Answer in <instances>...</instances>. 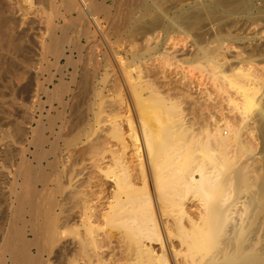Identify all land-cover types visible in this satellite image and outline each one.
<instances>
[{
    "label": "bare ground",
    "instance_id": "obj_1",
    "mask_svg": "<svg viewBox=\"0 0 264 264\" xmlns=\"http://www.w3.org/2000/svg\"><path fill=\"white\" fill-rule=\"evenodd\" d=\"M78 1L81 3V14L84 15L85 17H87L94 24L95 28L97 29V31L95 30L94 32L100 31V33L103 35V38L107 39L108 38L107 34L102 33V28H101V23H100L101 21H99L100 18H98L100 16L97 15V11L101 10L102 8L99 7L98 5H96V6L91 5L89 3V1H87V0H78ZM142 1L143 2L140 1L141 3L139 2L140 4H142L141 12L139 13L140 16H138L136 18V19H138V23H139L136 26L138 33L135 35L136 36V42L135 43L137 45H139L138 48H136V49H138V51L134 55L132 54L133 58H132V60H130L128 67L120 65L121 67L119 66V68H118V69L121 68L119 72L121 73V75L123 77V84H124L123 87L125 86L124 89L127 91V94L129 95L128 98L130 99V103H131L130 106L132 105V108H133L132 110L135 111L137 120H136L135 116H132L135 118L128 117V120H127L128 124L127 125H129V133H126L124 128H123L124 124L122 125V123L119 122V120H118L119 119V113H121V110L124 108L123 103L121 102V101H123V98H122V99H120L121 101H117V99H116L114 101L112 100V101H109L106 103L104 108H102V114L99 115V118L97 121V127L94 128V130L91 132V135H89V136L86 135V133H85L87 131L86 130L87 127H85V129H84V126H83V128L80 127L81 129H83V130H80L78 128V126H76V127L74 126L73 130H74V128H76V130H74V131H75V136L77 133V137H75L73 134L75 139L74 138H73V140L72 139L71 140L64 139L63 136L65 135L64 132L66 131L64 121H66V120L63 121V124L58 126L56 123V119L53 120L55 118V116L52 118V116L54 114L51 115L52 119L50 118L52 120L50 122V131H51V135L55 138L54 141L52 140L53 142L49 141L47 139V136H45V134H44V131L46 132V131H48V129L45 128V130H44L43 128H40V127L38 130L32 131L35 134L33 135V140L31 141L29 139V141H31V142H29L28 138H27L29 133H30L29 128H26V130L24 128V130L22 131V134L19 135L18 137H20V136L22 137V135L26 136V141L29 142V145H27L28 147L26 146L27 149L25 152H23L22 158H23V160L26 159V162H27L29 160V156H30L29 154H33L30 147H31V145L35 146L36 151L33 155H35L36 158L34 157L33 159L38 160V162H37L38 164H36V167H37V165H38V167L35 168V170H34L33 168L35 167V165H34V167L31 165H27L29 163L28 162L26 164V168H25L26 170H22V168L19 167V169H21V170L16 171V173L14 174L9 169L10 165H9V168H7L8 166L4 167V166H2L3 163H1L0 164V192L8 190L7 185L11 183L12 178L20 179V178H23V176H24V179L26 180V184L30 188V191L33 194V196L36 195V197H37L38 194L39 195L40 194L41 195L42 194H46V195L54 194L55 195V202H53L52 200H51V202H53V207L55 209V211L53 210L52 216L56 220V225H55L56 231L54 232L55 234H51L50 233V231H51L50 227L47 228V230H46V232L48 234H46L44 239H45V242L47 241V244H48L47 246L49 247V249H48L47 246L44 245V243L42 241L43 240L42 236L44 233H42V230H41V229H43V231H44L45 230L44 228L47 225L44 227L42 226L41 229H39L38 227L43 222H44L43 223V225H44L46 219L49 217H47V218L45 217L44 218L45 221H42V223L41 222L38 223L39 220L44 217V215L43 214L39 215L38 213H41V212H37L36 208L38 206L36 205L37 207H35V205H34L36 203L35 202L36 197L33 201L35 203H33L32 201H29V200H25L27 198V196L25 197V199H24V197L23 198L18 197L17 198V202H18L17 208L15 206H13V208L14 207L16 208L15 213L17 215V217H16L17 221L14 222L12 220L13 221L12 225L10 227L8 226L9 227L8 228L6 226V223L4 226H2L4 224V221H3L2 217L0 216V264H44L45 260H48V259H44L45 253L46 254L48 253L49 254L48 256L50 257L55 248H56V251H55L56 253L54 255L56 256L57 264H91V262L87 263L84 258H85V256L92 255L90 253V250L92 248H93V250H95L98 247V244H101L102 241L118 238V235L114 236L112 233L108 232L107 228H109V227L119 229V231H120L119 232V238H118L119 240H121V241L127 240L129 243H132V245L129 244V247H128V255L130 256L129 258H130V261L132 262V264H169L167 259L165 258L164 253H163V255L156 254V249L154 247V241H160L161 245L164 247V245L162 243V237L160 235V231L162 228L163 233L167 238L173 236V233L170 230L171 225L176 226L177 230L180 232V234H179L180 237L188 245L187 253L184 255L183 264H264V231H263V234L261 235V232L259 231L260 227H259V230H257L258 226L255 225L258 223V222L255 223L256 222L255 220L257 218L255 217V213H254L255 212L254 206H255V204H257L256 203V197H254L252 195V196H248V198L246 200H244L245 197L243 196L244 195V193H243L244 188L250 186V185L247 186V181H246V177H247L246 173L247 172L245 170L247 168H243V170L246 173L241 169L242 167L240 168V170H238L236 172V181L237 182L234 186V189L236 191V198L234 199V202H231V204H230V201H229L230 198H228L225 195V193H223V190H224L225 186L229 187L232 184L229 185V183L227 182L228 181L227 179L226 180L220 179L222 172L227 170L226 169L227 166L230 167L232 165L230 163L231 161L227 159V156H228L227 147L229 146V138L220 133V137H218V134L215 135L216 139L212 144L206 143L207 145H205V146H208V147H204V145L202 146V142L197 143L198 142L197 141L198 135H197V133H195L196 131H194V130H197V128L196 129L192 128L193 124L190 126L189 123L192 122L190 119L195 116L193 114L197 111H201L200 110L201 106H200V109H199L198 105H197L198 109L197 108L195 109L196 106H194L195 112H193L194 110H192V108L191 109L188 108V107H190L189 105H191V104L186 102L189 104L188 105L185 103V101H183L185 103L184 105H188L187 110L185 111L184 110L185 106H182L183 102L180 105V103H178V102H180V100L176 96H175L176 101L178 99L179 100L178 102L175 101V98L171 99L172 98L171 95L173 94L172 92H177V93H179V96H180V94H182L185 97H186V94L188 95V93H189L188 90H187V92L186 91L184 92V89H181V87H180V89H178L179 85L178 84L174 85L173 80H171V81H173L172 84H168V87L172 86L171 88L168 89L167 87H165L167 85V82H169L171 78L168 79L169 81H167L165 83V85L163 86L165 88L164 89L162 88L163 90L161 91V89H160L162 87L161 80L164 78L163 80L165 82L167 80V78L165 76H163V74L165 73L164 70H160V72L163 71V74H162V72H161L162 75L160 74L163 77H160L159 76L160 72L158 71V69H168V71H166V72H169V68H173L174 66H177V64H179L180 61L178 59H180V58L177 57L178 58L177 59L175 57L176 55H174V54H176V53H173V55H174L173 56L170 53V52H172L171 50H170V52L164 50V46L167 44L166 43L167 42L166 37L169 35L166 34V36H165V33L162 34L163 32L160 31V29L163 30V28H164L163 23L165 20L163 17H165L166 14L163 13L164 16H161L159 14L158 15L154 14L155 16L151 17L153 12H154L153 10L156 8L155 3H153L154 5H152V4H149L147 2H144L145 0H142ZM218 1H220L221 4H225L226 7H228V5L232 6L233 3L238 4V6L236 8L232 7V9L230 11L231 12L230 14L234 15L233 18L235 17V15L240 14L241 10L239 11V6L243 5L245 7V5L249 2V0H218ZM158 3H160V2H158ZM160 6H161V3H160ZM200 6H202V4L199 5V7ZM173 7H174V5H173ZM204 7H200V9L198 7L197 8L199 10L203 11V10H205ZM77 8H79V7H77ZM224 8L222 9V11L225 10ZM240 8H243V7H240ZM181 10L183 11L184 8H182ZM199 10H198V12L200 13L201 11H199ZM216 10H218V9H216ZM246 10H247V8H246ZM258 10H259V8H258ZM159 11H160V9H159ZM171 11H172V9H171ZM162 12H163V10H162ZM195 12H197V11H195ZM213 12H216V11H213ZM169 13H170V11H169ZM179 13L181 14V12H179ZM190 13H191V11L189 12V14ZM201 13H203V12H201ZM209 13L210 12H208L207 15ZM218 13L219 12H217V14ZM187 14H188V11H187ZM242 14L243 15L245 14L244 11L241 13V15ZM195 15L198 16V13H195ZM215 15H216V13H215ZM185 16H186V14H185ZM202 16H203V14H202ZM208 16H210V15H208ZM172 17H174V16H172ZM178 17H180V16H178ZM192 17L193 16H191V18ZM205 17H207V16H205ZM214 17H212V18H214ZM216 17H218V16L216 15ZM256 17L260 21L264 20V6H262L261 9L258 11V15ZM186 18H187V16H186ZM193 19H196L195 16ZM9 21L10 20L5 21V22H7V24H9L13 20L10 22ZM210 21H212V19ZM217 21H219V20H217ZM237 21H239V20H237ZM195 22L196 21H194V23H192V25H190V26L193 27V24H195ZM207 22H209V20H207ZM133 23H135V22H133ZM211 23H213V22H211ZM168 24L169 23H167V25ZM175 24H177V23H175ZM181 24L183 25V23H181ZM187 24H189V23H186V25ZM13 25H14V23H13ZM58 25H61V24H58ZM167 25H166V27H167ZM184 25H185V23H184ZM198 25L200 26V24H198ZM8 26L10 27V26H12V24L8 25ZM34 26H32V27L35 28ZM173 27L174 26L172 25V28ZM5 28H7V27H5ZM50 28H55V26L51 25ZM170 28H168L167 31H169ZM184 28H186V27H184ZM221 28H218V29H221ZM11 30H13V29L11 28L10 31ZM202 30H204V29H202ZM91 31H90V33H91ZM171 31H169V33ZM198 33H199V31H198ZM34 34H33V36H34ZM118 34H120V33H118ZM108 36H110V34ZM202 38H203V36H202ZM93 39H96V38L93 37L91 39V41ZM117 39L118 40L116 42H122L124 40V37H120V39L119 38H117ZM169 39L171 40L173 38H169ZM29 41H31V40H29ZM98 41H99V39H98ZM197 41H198V39H197ZM105 42H106V40H105ZM132 42H133V40H132ZM127 43H129V42H127ZM214 43H215V41H214ZM133 44H134V42H133ZM194 44L197 45L198 43L195 42ZM42 45H44V44H42ZM129 45H131V44L129 43ZM195 45H194V47H195ZM57 46H58L57 42H54V44H52V47H51V50L53 51L55 56H57V57L65 56V52L63 50H61V51L58 50L56 48ZM63 46H64V44H63ZM114 46H116V44ZM134 46H136V45H134ZM167 47L169 48L168 45H167ZM41 49H42V47H41ZM165 49H167V48H165ZM192 49H194V48H192ZM210 49H211V46H210ZM212 49H214V48H212ZM109 50H112L113 54L115 55V58H114L115 62H117V65H119L120 62H118L119 60L116 58V54H117V52L115 51L116 49L114 47H112ZM126 50H128V49H126ZM198 50H200V48H198ZM205 50H207V49H205ZM205 50L203 53L206 52ZM190 51H192V50H190ZM214 51H216V50H214ZM208 52H207L206 56H203L204 55L203 53L199 54V55H200V57L201 56L205 57L206 60H208V59L211 60L210 57L208 58V56L210 55ZM130 53H131V51H130ZM132 53H133V51H132ZM181 53H183L182 49H181ZM109 54H111V53H109ZM113 54H112V56H113ZM220 55H222V54H220ZM187 56L189 57V55H187ZM197 57L198 56L196 55V59H197ZM71 58H72V56H71ZM184 58H186V57L184 56ZM184 58H183V61L185 60ZM202 58H199V59L201 60ZM110 59H112V57ZM199 59L197 61H199V63H200ZM55 60H56V58H55ZM212 60H211V62H209V61L207 62L210 64L207 65L208 67L206 68L205 71L210 73V75H212L213 77L216 78L219 74L222 75L223 70L221 67L223 65L220 67V65L222 63L219 64L218 59H217L218 63H217V61H215V59H212ZM185 62L187 63V60ZM188 63H191L189 61V59H188ZM204 63H205V61H204ZM135 65H137L138 67H136ZM133 66L136 67V69L134 68L136 71H137V68L139 71V74L137 73V75H139V76L136 75L137 79L132 74L135 72V70H134V72L129 71L131 68H133ZM184 67L185 66H183V68ZM202 68H200V69H202ZM113 69H114V66H113ZM116 69H117V66H116ZM262 70H264V69H262ZM131 71H133V69ZM129 72L131 74H128ZM176 72H177V70H176ZM184 72H183V79L186 80V78H187V80L191 81L188 78V76H186L187 75L186 73H185L186 75L184 78ZM233 72L234 73L231 72V74L225 75L224 77L227 79V83L229 82V86L231 85L241 95V97H242L241 101L242 102H241V104L238 105L239 106L238 111H240L242 113V115H244V114L246 115L250 112V110L252 108L258 106V103L256 100V95L258 93V89L256 87H253V85H252L255 77L253 76V74L251 72H244L241 68L235 69V71H233ZM116 74H118V73H116ZM72 75H73V73H72ZM113 75H114V73H113ZM132 75L134 76L135 81L133 80ZM179 76H181V75L179 74ZM159 77L161 78V80H160L161 83H159V84H161L160 85L161 87L159 86L160 91L163 94H164V92H167L168 90L170 92L172 91L170 95H169V91L167 93H165L166 95H169L170 97H165L166 95L162 94L164 96L163 97V96H161V92L158 91V89H157L158 84L155 85L156 84L155 81L157 79H159ZM107 78H110V76ZM120 78H121V76H120ZM174 79H176L175 76H174ZM178 79H180V77L177 78V80ZM107 81H110V80H107ZM171 81H170V83H171ZM176 81H175V83H176ZM180 81L182 82V80H180ZM59 82H60V80H59ZM118 82H119V80H118ZM121 82H122V80H121ZM192 83H193L192 87H194L195 86L194 82H192ZM52 84H53V82H52ZM67 84H68L67 86L70 85L69 82H67ZM103 84H105V86H106L105 82ZM112 84H115V83L113 82ZM197 84H198V82H197ZM65 85H66V83H65ZM65 85H62V84L59 85L58 84L57 86L54 87L55 88L54 91L51 89L52 93H50L49 91H45L44 93L46 94V97L48 99L46 101H48V102L50 101L52 103L51 99H55V100L57 99L59 106H63V107L68 106V103H69L68 100H70V99L64 101L63 98H65V97L60 96V95H62L63 92H64V94L68 95L67 89H64L66 87ZM43 86H45V85L43 84ZM111 86H112V88H115V87H113V85H111ZM111 86H109V87H111ZM114 86L118 87V84H116ZM119 86H121V85H119ZM184 86L185 85H182V88H184ZM190 86H191V84H190ZM190 86L186 85L185 89L187 87H190ZM47 87H49V86H47ZM198 87H199V85H198ZM31 88H33V87H31ZM166 88L168 89L167 91H165ZM219 88H222V87H219ZM115 89L118 91L117 88H115ZM119 89L121 90V87ZM187 89H189V88H187ZM95 90H97V89H95ZM120 90H119V92H120ZM220 90H223V88ZM32 91H34V90L32 89ZM32 91L30 90L31 93H33ZM65 91L67 93H65ZM107 91H109V90L107 89ZM115 91L113 92V94L111 93L110 95H115L114 94V93H116ZM34 92L36 94H38L37 90ZM121 92H123V91H121ZM121 92H120V94H122ZM191 92H192V90H191ZM31 93H29V94L31 95ZM41 95H43V94H41ZM102 95H103V92H102ZM110 95H109V97H110ZM182 95H181V97H179L180 99H183ZM193 95H191L189 93L188 96L190 97ZM197 95H198V93H197ZM188 96L186 98L189 99ZM98 97H99V95H98ZM185 97H184V99H185ZM32 98L33 97H31V100H32ZM68 98H70V96ZM128 98L126 96L127 101H128ZM201 98L203 99V97H201ZM33 99H35V96ZM74 99L75 98L73 97L72 100H74ZM188 99H187V101H188ZM195 99L194 100L191 99V101L189 99V102L194 101L195 105H196V103L199 101V100L197 101V99H199V98L197 97L196 101H195ZM32 101L36 102L35 100H32ZM46 101L44 103H46ZM200 101H202V100H200ZM204 101L205 100H203L202 102H204ZM64 102H67L66 103L67 105ZM72 102H74V101H72ZM98 102H99V100H98ZM149 102H150V104H149ZM125 104L127 105V107H130V106H128L127 103H125ZM27 105L29 106V104H27ZM34 105H35V103H34ZM70 105H71V103H70ZM99 105H101L100 107H102L104 105V103L103 104L100 103ZM31 107L33 108V106H31ZM34 107H36V106H34ZM205 107H206V105L203 106V108H205ZM73 108H75V107H73ZM91 108H93V107H91ZM203 108H202V110H204ZM57 109H55V110H57ZM107 110H109V111H107ZM160 110H163V111H160ZM188 110H190V111L192 110L191 112H193V113H191L189 111L191 113L190 116L193 115L191 118H189L190 116L186 115V113L188 114ZM49 111H50V109H49ZM65 111H66V109H65ZM26 112H27L26 114L29 115L27 110H26ZM40 112H42V110ZM59 112L60 111L58 110L57 111L58 116L56 115V117H58L59 118L58 120L61 121L62 116L60 118L59 114H61V113H59ZM73 112H74V110H73ZM30 113L32 114L31 111H30ZM63 113L65 114L64 110H63ZM105 113L107 115L103 116ZM73 114H75V113H73ZM73 114H72V116H73ZM200 114H201V112L197 116H195L194 119L196 120V117H198V116L200 117ZM48 115L49 114H47V117H48ZM258 115H259L258 117L260 118V121H261V125H260L261 129L260 130H262L263 133L261 131L260 132L264 136V109L259 108L258 109ZM40 116H41V120H42V117L44 115L40 114ZM126 116L127 115H125V117ZM32 117H33V115H32ZM34 117H35V115H34ZM34 117H33V119H34ZM64 117H65V115H64ZM187 117L190 120L189 123L187 121ZM199 117H198V120L201 121V118L199 119ZM86 118H88V117H86ZM81 119H83V118L81 117ZM84 119H85V117H84ZM120 119H121V117H120ZM134 119L136 120V122L134 121ZM212 119L215 123L214 128L219 130L221 128L219 125L220 123L217 120H215L213 117L210 119V121H208V119H207L206 123L208 121L207 124L213 125V123H212L213 121L211 122ZM31 120L29 119L28 122L30 121V123H31ZM68 120H70V118ZM94 120H95V118H94ZM35 121H37V120H35ZM84 121H81V122H84ZM137 122L139 123L138 127H136ZM193 122H194V120H193ZM239 122H241V121H239ZM30 123H29V126H30ZM38 123H39V120H38ZM43 123L41 121V126H44L46 124L45 123L44 125H42ZM68 123L70 124V121ZM72 123H73V125L75 124L73 121H72ZM85 123H86V121H85ZM85 123H82V124L84 125ZM91 123L93 124V122H91ZM199 123H201V122H199ZM206 123L205 124L203 123V125H200V124L199 125L202 128V126L206 125ZM70 125L72 126V124H70ZM224 125H225V128L227 130L231 129L233 126V125H231V122H229L227 120L224 121ZM71 126H69L70 132H71ZM194 126H197L196 121H195ZM209 126L210 125H208V126L206 125L207 128H203V129H206V131H209V134H210V130H211L212 126H210V127ZM89 128H90V125H89ZM57 129H58V131H57ZM77 129L80 131L76 132ZM156 129H158V130H156ZM239 129H240V127H239ZM19 130H22V129L20 128ZM30 130H32V129H30ZM71 133H73V132H71ZM19 134H20V131H19ZM227 134H228V132H227ZM71 136L72 135H70L69 137L71 138ZM263 136H262V138H263ZM12 140H14V139H12ZM19 141L20 140H18V142ZM62 142H63V144H62ZM114 142H116L117 144H115ZM10 143H8V142H6V144L0 143V156L1 155H4L5 157L10 156V154L12 153V148L14 146V144H10ZM48 143L50 144L49 145L50 149L46 150L44 148V146ZM16 144H18V143H16ZM198 145H199V147L201 146L200 148H202L201 149V153L203 154L202 159L200 158L199 155H197L200 152ZM240 147H242V145ZM243 147H244L243 150H245V145H243ZM218 148H221V150H219ZM224 150H226V151L223 152ZM25 153H26V155H25ZM98 156H101V157L98 158ZM61 157H63L62 159H64V161L61 159ZM61 160H62V162H61ZM30 161H32V159ZM64 162H67V164L70 163L69 167H68V165H65ZM61 163H63V164H61ZM226 163H227V165H226ZM22 164H23V162H22ZM30 164H31V162H30ZM12 165L14 166V164H12ZM19 166H20V164H19ZM97 178L102 181L100 190H97L98 192L94 191L95 189H97L95 187H94L95 189L93 190L94 181ZM99 181H98V184L101 183ZM22 182H21V184H23ZM16 184H17V182H16ZM95 184H96V182H95ZM17 186H18V184H17ZM20 187H21V185H20ZM96 187L99 188V186H97V185H96ZM14 188H12V189H14ZM27 190H28V188H27ZM20 191H22V190H20ZM23 191H26V190H23ZM23 191H22V193H23ZM17 193H15V194H17ZM190 195H193L195 198L196 197L202 198V203H203L202 206L205 209L204 210L205 215H207V216L213 215L214 216V218H212L213 220H211V218H208L206 223L210 228L219 227L218 231H216V233L217 232L218 233L219 232H226L225 231L226 222L229 219L234 220L235 223L232 226V230L227 233L228 237L224 241H222L221 243H217V242H213L211 239L210 240L207 239V236H209L210 233L205 232V229L202 227V224L200 223V219L202 220V219H204V217L203 216L201 218L199 217V219L196 220V218L191 214L190 208L187 205V199ZM33 198L34 197H32V199ZM47 198H48V196H47ZM45 199H46V197H45ZM41 200H40V202H41ZM13 201H16V200L14 199ZM43 203H45V201L42 202V204ZM37 204H39V203L37 202ZM214 204L217 205L216 208H214ZM40 208H42V207H40ZM250 209L252 210L251 212H250ZM10 210H11V213H13L12 209H10ZM43 213H46V212L44 211ZM174 213L176 215H173ZM245 215H248V217H245ZM46 216H48V215H46ZM52 216H51V219L53 218ZM54 218L52 219L51 222L54 221ZM246 218H247V220H246ZM51 219H48L47 221H50ZM48 223H50V222H48ZM254 226H257V227L255 228ZM40 227H41V225H40ZM29 232H31L33 234V239H31V240L29 239V237H30L28 235ZM212 234H214V233L212 232ZM54 235H55V237H54V244H53L54 248H53V247H50V243H51V238ZM101 235H103V236H101ZM34 250H36V252ZM178 252H179V254L181 253V251L172 252L173 256H174V253L177 254ZM48 262H49V260H48ZM97 264H101V260H98ZM173 264H182V262H179L178 260H176L174 258Z\"/></svg>",
    "mask_w": 264,
    "mask_h": 264
},
{
    "label": "rangeland",
    "instance_id": "obj_2",
    "mask_svg": "<svg viewBox=\"0 0 264 264\" xmlns=\"http://www.w3.org/2000/svg\"><path fill=\"white\" fill-rule=\"evenodd\" d=\"M87 1H89V3L91 5H95V6L98 5L99 7L102 8L101 10L97 11V15L100 16V17H98V16L97 17L100 18L99 21H101L100 23H101L102 33L107 34V37H108L107 39L103 38V35L100 33V31L94 32L95 30L97 31V29L95 28L94 24L87 17H85L84 15L81 14V3L78 0H0V113H1L0 114V143L6 144V142L10 143L12 141L10 144H14V146L12 148V153L10 154V156H8V157H5L4 155L0 156V164L3 163L2 166H4V167L8 166L7 168H9V165H10L9 169L14 174L16 173V171L21 170V169H19V167L22 168V170H26L25 168H26V164L28 162L29 163L27 165H31L33 167L35 165V167L33 168L34 170H35V168L38 167V165L36 167V164H38L37 163L38 160L35 159L36 160L35 161L33 159L35 157V155H33V154L36 151L35 146L31 145L30 149L32 150L33 154H29L30 156H29V160L27 162H26V159L23 160L22 154H23V152L26 151V149L28 147L27 145H29V142H31L33 140V135L35 133L32 131L38 130L39 127L43 128L44 130H45V128H47L48 131H46V132L44 131L45 136H47V139L49 141H51V142L54 141L55 138L51 135V131H50V122L52 121L51 119L54 116H55V118L53 120L56 119V123L58 126L63 124L64 120L67 121V122L64 121L65 130H66L65 131L66 133L64 132V134L66 136L63 134L64 135L63 137L66 140H71V139L73 140V138L75 139V137H77V133L75 136V131H74V130H76V128H74V130H73L74 126L75 127L78 126V128L80 130H83V129H81V128H83V126H84V129H85V127H87L86 128L87 131L85 133L88 136L91 135V132L94 130V128L97 127V121H98L99 115L102 114V108H104V106L106 105L107 102L112 101V100L114 101L117 99V101H121L120 99L123 98L124 102L123 101H121V102L123 103L124 108L121 110V113H119V119L118 120H119V122L122 123V125L124 124L123 128H124L126 133H129V125H127L128 124L127 123L128 117H132V116L136 117L135 111L132 110L133 109L132 105L130 106L131 103H130V99L128 98L129 95L127 94V91L124 89L125 86L123 87V85H124L123 84V77H122L121 73L119 72L121 68L120 69H118V68L120 65L128 67L130 60H132V58H133V55L138 51V49H136V48H138L139 45H137L135 43L136 42V36L135 35L138 33L136 26L139 23H138V19H136V18L138 16H140L139 13L141 12V7H142V4H140V3L143 1L142 0H87ZM144 2H147V3L152 4V5H154L153 3H155V6H156L155 9L156 10L155 9L153 10L154 12H153L151 17H154L155 15H158V14L161 16H164L163 13L166 14L165 17H163L165 20L163 23V27L165 29L164 28H163V30L160 29V31L163 32L162 34L165 33V36H166V34L169 35L166 37L167 38V42H166L167 44L164 46V50L169 51V52L171 50L172 52H170V53L172 55H173V53H176L174 55H176L175 56L176 58L177 57L180 58V59H178V58L177 59L180 61L179 64L181 63L180 65L177 64V66H174L173 68H169V72H166V71H168V69H158L159 72H160V70H164V72L166 74L165 73L163 74V71H161V72H162L163 76H165L167 78V80L165 82L163 80L164 78L161 80L160 77H163V76H161L162 74L160 72L159 73V76H160L159 79H157L155 81V83H156L155 85L158 84V88L157 87L156 88L158 89L159 92H161L165 87H167L169 89L172 86L168 87V84H172L174 81V85L175 84L179 85L178 89H180V87H181V89H184V92L185 91L187 92V90H188V92L191 95H193V94L195 95V96L193 95V96L189 97L188 96L189 93H188V95L186 94V97L188 96L190 101H191V99L192 100H194L195 98L197 99V97L199 98V99H197V101L198 100L199 101L200 100L206 101V102L205 101L204 102L198 101L197 102L198 104L196 103V105H195L194 101L189 102V99L186 98L184 95L180 94V96H179V93L171 91L174 94V95L172 94L173 96L171 95V97H172L171 99L175 98V101H176V97H177L180 100V102H178L179 101L178 99L176 102L180 103V105L182 104L183 101H185V103L188 102L191 105H189L188 103H186V104H188L190 106L188 108L189 109L192 108V110H194V106H196L195 109L196 108L198 109V107L200 109V106H201V109H200L201 111H197V110H196L197 112H195V110L193 111V112H195L193 114L195 116H197L201 112L200 117L198 116L199 119L201 118V121L198 120V117H196V120H195L194 119L195 116L193 118H191L193 116V115L190 116V114L193 113V112H191L192 110L191 111L188 110V114L186 113V115L190 116L189 118H191L190 120L192 122L194 120L193 123L192 122L189 123L190 120L187 117V121H188L189 125L191 126L193 124L192 128H195V129L197 128V130H194V131H196L195 133H197V135H198L197 136V141H198L197 143L202 142V146L204 145V147H208V146H205V145H207L206 143L212 144L216 139L215 135L218 134V137H220V133L229 138V146L227 147V153H228L227 159L231 161L230 163L232 165L230 167L227 166V168H226L227 170L222 172V175L223 174L224 175L223 176L221 175L220 179L221 180L227 179L228 180L227 182L229 183V185L230 184H232V185L229 187L225 186L223 193H225V195L228 198H230V200H229L230 204H231V202H234V199L236 198V191L234 189V186L237 182L236 181V172L238 170H240L241 167H242L241 168L242 170H243V168H247L245 170L247 173L244 170L243 171L247 174V177H246L247 186L248 185H250V186L244 188V192H243L244 195L243 196L245 197L244 200H246L248 198V196L253 195L254 197H256V203L257 204H255V206H254L255 207L254 213H255V217L257 218L255 220L256 221L255 223L258 222L255 225H257L258 227L257 226H254V227L255 228L257 227L258 228L257 230H259V227H260L259 231L261 232V235H262L263 231H264V226H263L264 225V145H263L264 144V140H263L264 136H263V134H261L262 130H260L261 129V127H260L261 121H260V118L258 117L259 116L258 115V109L259 108L264 109V70H262V69H264V20L260 21L259 19H257L256 16L258 15V11L261 9V7L264 6V0H249V2L245 5V7L243 5L239 6V11L241 10L240 14L235 15L234 18H233L234 15H231L230 11H231L232 7L236 8L238 6L237 3H233L232 6L228 5V7H226L225 4H221L220 1H218V0H183V1L182 0H147V1L145 0ZM158 2L161 3V6H160V3H158ZM201 4H202V6H200V7L205 6L204 7L205 10H203V11L199 10L200 9L199 5H201ZM173 5H174V7H173ZM77 7H79V8H77ZM240 7H243V8H240ZM158 8L160 9V11ZM182 8H184L183 11L181 10ZM223 8L225 10L222 11ZM246 8H247V10H246ZM258 8H259V10H258ZM171 9H172V11H171ZM197 9L203 13H201V12L199 13ZM216 9H218L219 11ZM162 10H163V12H162ZM169 11H170V13H169ZM187 11H188V14L190 11H191V13L188 15ZM195 11H197V12H195ZM213 11H216V12H213ZM243 11L245 14L241 15V13ZM179 12H181V14ZM208 12H210L208 14L210 16L207 15ZM217 12H219L218 13L219 15L217 14ZM195 13H198V16L195 15ZM215 13L218 17L219 16L220 17L219 18L216 17ZM185 14H186L187 18L185 16ZM202 14H203V16H202ZM172 16H174V17H172ZM178 16H180V17H178ZM191 16H193V17L191 18ZM194 16L196 19H193ZM205 16H207L208 18L210 17V18L208 19ZM212 17H214V18H212ZM215 18L219 21H217ZM211 19H212V21H210ZM8 20H10V21L13 20V21L11 23H9L10 22L9 21L8 22L9 24H7V22H5V21H8ZM207 20H209V22H207ZM237 20H239V21H237ZM194 21H196V22H195V24H193V27H191L190 25H192V23H194ZM133 22H135V23H133ZM211 22H213V23H211ZM13 23H14V25H13ZM167 23H169L170 25L169 24L167 25ZM175 23H177V24H175ZM181 23H183V25ZM184 23H185V25H184ZM186 23H189V24L186 25ZM11 24L13 27L8 26ZM58 24H61V25H58ZM165 24L167 25L168 28L171 27L169 31H171V30L172 31L170 33H169V31H167L168 28L166 27ZM198 24H200V26ZM51 25L55 26V28H50ZM172 25L174 26L173 28H172ZM32 26H34L35 28H33ZM5 27H7V28H5ZM8 27L10 29L12 28L13 30L10 31V29ZM184 27H186V28H184ZM218 28H221L222 30L218 29ZM202 29H204V30H202ZM90 31H91V33H90ZM198 31H199V33H198ZM118 33H120V34H118ZM33 34H34V36H33ZM109 34H110V36H108ZM119 36L124 37V40H123L124 42L123 41L122 42H116L118 40L117 38L120 39ZM202 36H203V38H202ZM91 37L92 38L94 37L96 39H93L91 41V39H92ZM168 37L173 38V39L170 40ZM98 39H99V41H98ZM131 39L133 40L134 44H133ZM197 39H198V41H197ZM29 40H31L32 42ZM105 40H106V42H105ZM214 41H215V43H214ZM54 42H57L58 46L56 48L58 50H60V51L63 50L65 52V56H61V57L55 56V54L51 50L52 44H54ZM127 42H129L131 45H129V43H127ZM195 42L198 43L197 44L198 46L194 44ZM42 44H44V45H42ZM63 44H64V46H63ZM115 44H116V46H114ZM134 45H136L137 47ZM167 45L169 46V48L167 47ZM194 45H195V47H194ZM111 46L116 49L115 50L117 52L116 58L119 60L118 62H120L119 65H117V62H115V59H114L115 55L113 54L112 50H109L112 48ZM210 46H211V49L212 48H214V49L211 50ZM41 47H42V49H41ZM165 48H167V49H165ZM192 48H194V49H192ZM198 48H200V50H198ZM126 49H128V50H126ZM181 49H182L183 53H181ZM205 49H207V50H205ZM190 50H192V51H190ZM204 50L206 51L205 53H203ZM214 50H216V51H214ZM130 51H131V53H130ZM132 51H133V53H132ZM207 52L210 54V55L208 54L209 55L208 58L210 57L211 60L215 59V61H217V59H218L219 64L222 63L220 65V67L223 65L221 67L223 70V71L221 70L222 75L219 74L216 78L213 77L212 75H210V73L205 71L206 68L208 67L207 65L210 64V63H207L210 59L207 58L208 60H206V58L203 57V56H206ZM109 53H111V54H109ZM202 53L204 55L200 57L199 54H202ZM112 54H113V56H112ZM220 54H222V55H220ZM187 55H189L190 58ZM196 55L198 56L197 59H196ZM71 56H72V58H71ZM110 56L112 57V59H110L111 58ZM184 56L186 58H184ZM55 58H56V60H55ZM183 58L185 59L184 61H183ZM199 58H202L203 60L202 59L201 60L203 62ZM188 59L191 63H188ZM198 59L200 60V63H199V61H197ZM186 60H187V63L185 62ZM211 60L209 62H211ZM204 61H205V63H204ZM218 61H217V63H218ZM182 65L185 67L183 68ZM113 66H114V69H113ZM116 66H117V69H116ZM135 66L138 67L137 65H135ZM135 66H133V68H131L129 71L134 72V70L136 69ZM200 68H202V69H200ZM234 68L235 69L241 68L244 72H251L253 74V76L255 77L252 85H253V87H256L258 89V93L256 95V100H257L258 106L252 108L250 110V112L246 115L245 114L242 115V113L240 111H238L239 110L238 105L241 104V102H242L241 101L242 100L241 95L231 85L229 86V82L227 83V79L224 77L225 75L231 74V72L234 73L233 72V71H235ZM132 69H133V71H131ZM175 69L177 70V72ZM130 72L128 74H131ZM183 72H184V78H185V75L187 74L186 76H188V78L191 81L187 80V78H186V80L183 79ZM72 73H73V75H72ZM113 73H114V75L116 73H118V74H116L114 76ZM137 73L139 74L138 68H137V71L135 70V72L132 73L136 79H137V76H139V75H137ZM179 74L182 77L179 76ZM133 75H132V77H133V80L135 81ZM170 75L171 76L173 75V76L171 77ZM109 76H110V78H107ZM120 76H121V78H120ZM174 76L176 79H174ZM179 77H180V79H178L179 80L178 81L177 78H179ZM116 78L119 80V82ZM119 78L122 80V82ZM168 79H170V81L171 80H173V81H171V83H170V81ZM59 80H60V82H59ZM107 80H110V81H107ZM160 80L162 83L160 82ZM180 80H182V82L183 81L184 82L182 83ZM167 81H169V82H167ZM175 81H176V83H175ZM52 82H53V84H52ZM67 82H69V84H70L69 86H67L68 85ZM104 82L106 83V86H105V84H103ZM113 82L115 84H112ZM166 82H167V85L165 87H163ZM192 82H194V85L197 87L196 88L194 86L196 89L194 87H192V85H193ZM197 82H198V84H197ZM65 83H66V85H65ZM159 83L162 84V87L160 86L161 84H159ZM43 84L45 86H43ZM56 84L57 85L62 84V85L66 86V87L64 86L65 87L64 89H67L68 93L66 91H65V93H67L68 95L64 94V92L62 93V95H60L61 97H63V96L65 97V98H63L64 101L70 99V100H68L69 103H68V106H66V107L59 106L57 99L56 100L51 99L52 103L50 101L49 102L46 101L48 99H47L46 94L44 92L49 91L50 93H52V90L54 91V89H55L54 87L57 86ZM116 84H118V87L114 86ZM190 84H191V86H190ZM111 85H113V87L117 88L118 91L115 88H112ZM119 85H121V86H119ZM182 85H185V86L189 85L190 87H187L189 89H187V88L185 89V86H184V88H182ZM198 85H199V87H198ZM47 86H49V87H47ZM109 86H111V87H109ZM218 86L222 87L223 90H220L222 88H219ZM31 87H33V88H31ZM120 87H121V90L119 89ZM106 88L109 91H107ZM159 88L161 89V91ZM167 88L165 89V91L168 90ZM32 89L34 91L37 90L38 94H36L34 91H32ZM95 89H97V90H95ZM30 90L33 93H31ZM119 90H120V92L123 91V92H121L122 94H120ZM191 90H192V92H191ZM114 91L116 92V93H114L115 95H110L111 93L113 94ZM102 92H103V95H102ZM167 92H164V94L161 92V96L166 95L165 93H167ZM171 92L169 91V95L171 94ZM29 93H31V95ZM197 93L199 96L197 95ZM32 94L35 96V99H33L34 96ZM41 94H43L44 96ZM98 95H99V97H98ZM109 95L111 98L109 97ZM169 95H166L165 97H170ZM181 95H182L183 99L179 98V97H181ZM30 96L33 97L32 100H35L36 102H33L31 100ZM69 96H70V98H68ZM126 96L128 98V101L126 99ZM183 96L185 97L186 100L184 99ZM73 97L75 98L74 100H72ZM201 97H203V99ZM187 99H188V101H187ZM196 99H195V101H196ZM98 100L101 104L104 103V105L102 107H100L101 105H99L100 103L98 102ZM45 101H46V103H44ZM72 101H74V102H72ZM34 103H35V105H34ZM64 103L66 104L67 102H64ZM70 103H71V105H70ZM125 103H127L128 106H130V107H127V105ZM185 103L183 102L182 106H185L184 110L186 111L188 105H184ZM27 104H29L30 107ZM149 104H150V102H149ZM197 105H198V107H197ZM204 105H206L205 108H203ZM31 106H33V108ZM34 106H36V107H34ZM73 107H75V108H73ZM91 107H93V108H91ZM202 108L204 110H202ZM40 109L42 110V112H40L41 111ZM49 109H50V111H49ZM55 109H57V110H55ZM62 109L64 110L65 114L63 113ZM65 109H66V111H65ZM26 110L28 111L29 115L26 114L27 113ZM58 110L60 111L59 113H61V114H59L60 118L62 116L61 121L58 120L59 119L58 117H56V115L58 114L57 113ZM73 110H74V112H73ZM30 111L32 112V114L30 113ZM107 111H109V110H107ZM160 111H163V110H160ZM73 113H75V114H73ZM40 114L44 115L42 117V120H41ZM47 114H49L48 117H47ZM72 114H73V116H72ZM32 115H33V117L35 115L34 119H33ZM51 115H53L52 118H51ZM64 115H65V117H64ZM106 115L107 114L105 113L103 116H106ZM125 115H127V116L125 117ZM27 117L30 120L32 119L31 123H30V121L28 122L29 119ZM81 117L83 119H81ZM84 117L86 120L84 119ZM86 117H88V118H86ZM120 117H121V119H120ZM135 117H132V118H135ZM212 117L220 123L219 125L221 128L219 130L214 128L215 123H214L213 119L211 120V122L213 121L212 123L214 126L211 124H207L208 121H210V119ZM69 118H70V120H68ZM94 118H95V120H94ZM207 119H208V121L206 123ZM35 120H37V121H35ZM38 120H39V123H38ZM84 120L86 121V123ZM136 120H137V117H136ZM136 120L134 119L135 122H136ZM225 120L231 122V125H233L231 129L227 130L225 128V125H224ZM41 121H42V123L44 122L42 125H44L45 123L46 124L44 126H41ZM69 121H70V124H72V126L68 123ZM72 121L75 123L74 125H73ZM81 121H84V122H81ZM195 121H196L197 126H194ZM198 121L201 123H199ZM239 121H241V122H239ZM91 122H93L94 125ZM197 122L200 125H203V123L204 124L206 123L207 126L208 125L212 126L211 130H210V134H209V131H206V129H203V128H207L206 125L202 126V128H201V126ZM29 123H30V126H29ZM82 123H85V124L83 125ZM89 125H90L91 129L89 128ZM136 125H137L136 127H138L139 123L137 122ZM69 126H71V132H73V133L70 132ZM239 127H240V129H239ZM20 128L22 130H19ZM24 128H25V130H26V128H29L30 133L27 137L28 141H29V139L31 140L29 142L26 141V136L22 135L23 138L20 136L22 139L20 137H18L19 135L22 134V131L24 130ZM30 129H32V130H30ZM18 130L20 131V134H19ZM80 130L77 129L76 132H79ZM156 130H158V129H156ZM57 131H58V129H57ZM227 132H228V134H227ZM73 134L75 137L73 136ZM70 135H72L71 138L69 137ZM262 136H263V138H262ZM12 139H14V140H12ZM17 139L20 141L18 142ZM2 141L3 142L5 141V142L3 143ZM16 143H18V144H16ZM114 143L117 144L116 142H114ZM62 144H63V142H62ZM240 144L242 145V147H240L241 146ZM49 145H50L49 143L46 144L44 146V148L46 150H49L50 149ZM243 145H245V150H243L244 149ZM198 147H199V145H198ZM200 147H199L200 152L197 155H199L200 158L202 159L203 154L201 153L202 148H200ZM218 149L221 150V148H218ZM225 151L226 150H224L223 152H225ZM25 155H26V153H25ZM99 157H101V156H98V158ZM62 158L63 157H61V159ZM31 159H32V161H30ZM62 160L64 161V159H62ZM62 160H61V162H62ZM22 162H23V164H22ZM30 162H31V164H30ZM12 164H14V166ZM19 164H20V166H19ZM61 164H63V163H61ZM64 164L68 165V167L70 165V163L67 164V162H64ZM226 165H227V163H226ZM23 179H24V176H23V178H20V179L12 178L11 183L7 185L8 190L1 191L2 193L0 192V216L2 217V219L4 221V224L2 226H4L6 223V226L10 227L12 225L13 221L14 222L17 221V219H16L17 215L15 212H16V208L18 206V204H17L18 203L17 202L18 197L19 198L24 197V199H25V197L27 196V198L25 200H29L32 202L34 201V199L36 197V195L33 196V194L30 191V188L26 184V180L25 179L23 180ZM14 180L17 182L18 186ZM99 180L100 179L97 178L94 181L93 190L95 188H97L94 190L96 192H98L97 190H100V188H101L102 181L101 180L99 181ZM98 181L101 182V183H99L100 185L98 184ZM21 182L23 184H21ZM95 182H96V184H95ZM19 184L21 185L22 188L20 187ZM96 185L99 186V188L96 187ZM12 188H14V189H12ZM27 188H28V190H27ZM20 190H22V191L26 190V191H23V193H22V191H20ZM13 193L14 194L17 193V194L14 195ZM47 196H48V198H47ZM32 197H34V198L32 199ZM45 197H46V199H45ZM11 198L13 200L15 199L16 201H13ZM40 200H41V202H40ZM51 200L53 202H55V195L54 194H52V195H46V194H42V195L40 194L39 195L38 194L36 197V200H35L36 203L33 202V203H35L34 204L35 207L38 206L36 208L37 212H41L38 214L44 215V217L42 219H40L38 223H40V222L42 223V221H45L44 220L45 217L46 218L49 217L46 219V221L48 219H51V216L53 214V210L55 211V209L53 207V202H51ZM44 201H45V203L42 204V202H44ZM37 202L39 204H37ZM202 204H203L202 198H200V197L195 198L193 195H190L187 199V205L189 206L191 214L196 218V220L199 219V217L200 218L202 216L204 217V219H202V220L200 219V223L202 224V227L205 229V232L210 233V235L207 236V239H209V240L211 239L213 242L221 243L222 241H224L228 237L227 233L232 230V226L234 225L235 222L233 219H229L226 222V227H225L226 232H219V233L217 232L216 233V231H218L219 227L210 228L206 223L208 218H211V220H213L212 218H214V216L213 215H208V216L205 215V211H204L205 209L202 206ZM216 204H214V208L217 207ZM13 206H15L16 208L15 207L13 208ZM40 207H42L43 209ZM9 208L12 209L13 213H11V210ZM44 211L46 213H43ZM251 211L252 210L250 209V212ZM46 215H48V216H46ZM173 215H176V214L174 213ZM245 217H248V215H245ZM52 219L50 221H47V222L45 221L44 225H43V223H44L43 222L42 224H40L41 227H40V225L38 227L39 229H41L42 226L44 227L47 225L44 228L45 229L44 231H43V229H41L42 233H44L42 236V239H43L42 241H43L44 245H46V246L48 244H47V241L45 242L44 238H45L46 234H48L46 232L47 228H49V227L51 228L50 229L51 234H55L54 232L56 231V229H55L56 228L55 227L56 220L54 218L55 222L54 221L51 222ZM246 220H247V218H246ZM48 222H50V223H48ZM107 230L109 233H112L114 236L118 235V238H119V232H120L119 229L109 227V228H107ZM170 230L172 231L173 236L167 238L164 235L163 230L161 228L160 235L162 237V243H163L164 247L161 245L160 241H154V247L156 249V254L163 255V253H164L165 258L167 259L169 264H173L174 258L176 260H178L179 262H182V264H183L184 255L187 253L188 245L180 237V235H179L180 232L177 230L176 226L171 225ZM212 232L214 234H212ZM30 233L31 232H29L28 235L30 236L29 239L31 240V239H33V234L32 233L30 234ZM101 236H103V235H101ZM54 237H55V235L52 236V238H51L50 247L54 246L53 245L54 244ZM118 238L102 241L101 244H98V247L95 250H93V248L90 250V253L92 255L85 256V258H84L85 261L87 263L91 262V264H97L98 260H101V264H132V262L130 261V258H129L130 256L128 255V247H129V244L132 245V243H129L127 240L121 241ZM47 248L49 249L48 246H47ZM173 250L174 251H181V253L180 254H179V252L177 254L174 253V256H173V253H172V252H174ZM34 251L36 252V250H34ZM55 251H56V248L53 250L52 255L50 257L48 256L49 255L48 253L47 254L45 253L44 259H48L49 262H48V260H45L44 264H57V262H56L57 259H56V256L54 255L56 253Z\"/></svg>",
    "mask_w": 264,
    "mask_h": 264
}]
</instances>
